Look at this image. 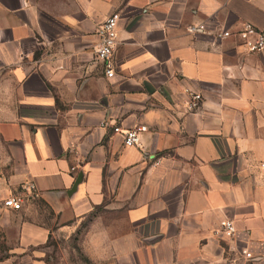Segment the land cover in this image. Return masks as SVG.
Instances as JSON below:
<instances>
[{
  "label": "crops",
  "instance_id": "obj_1",
  "mask_svg": "<svg viewBox=\"0 0 264 264\" xmlns=\"http://www.w3.org/2000/svg\"><path fill=\"white\" fill-rule=\"evenodd\" d=\"M116 12L107 79L96 31ZM198 23L264 32V0H0V247L48 264L42 204L64 227L89 218L90 264H264V50L189 34ZM136 125L126 148L112 126ZM24 184L38 196L2 208Z\"/></svg>",
  "mask_w": 264,
  "mask_h": 264
},
{
  "label": "built area",
  "instance_id": "obj_2",
  "mask_svg": "<svg viewBox=\"0 0 264 264\" xmlns=\"http://www.w3.org/2000/svg\"><path fill=\"white\" fill-rule=\"evenodd\" d=\"M119 20L120 15L117 12L112 13L104 19L96 31L99 42L95 49V61L102 65L104 76L107 79H112L115 75L114 51L117 44V27ZM187 32L189 34L212 36L218 40H226L235 36L239 39L242 47L249 53H258L264 50V32L250 23L242 24L241 28L234 33L223 29L209 30L204 23L188 26ZM185 94L187 112L192 113L199 110L203 101L201 95L189 89L185 90ZM103 125L105 126L106 124ZM112 131L121 138L124 147L134 148L139 147L141 135L147 131V128L143 125H136L125 129L112 126ZM159 161L160 159H156L154 164H159ZM260 170L264 174V162L260 164ZM20 190L21 192H17L5 198L2 201L1 207L5 210L18 212L23 208L22 192L26 193L31 199L38 196L37 190L33 184H24ZM236 231L233 221L223 219L219 222L214 233L219 236V238L232 240L236 235ZM240 256L246 261L254 259L253 255L245 250L240 252ZM237 262L238 261L234 260L233 264H237Z\"/></svg>",
  "mask_w": 264,
  "mask_h": 264
},
{
  "label": "rangeland",
  "instance_id": "obj_3",
  "mask_svg": "<svg viewBox=\"0 0 264 264\" xmlns=\"http://www.w3.org/2000/svg\"><path fill=\"white\" fill-rule=\"evenodd\" d=\"M36 210L40 214L36 219L39 223H44L51 233L42 248L43 259L48 264H90L82 257L80 251L81 235L86 229L89 218L64 227L42 204H36ZM103 211L99 208L94 213H103ZM34 250L32 248L24 253H10L6 248L0 247V261L11 260L12 264H31Z\"/></svg>",
  "mask_w": 264,
  "mask_h": 264
}]
</instances>
